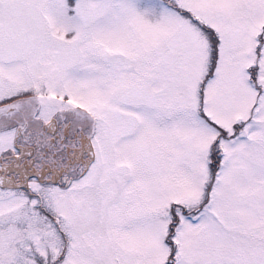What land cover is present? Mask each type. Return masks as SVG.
<instances>
[{"label": "snow or ice", "instance_id": "1", "mask_svg": "<svg viewBox=\"0 0 264 264\" xmlns=\"http://www.w3.org/2000/svg\"><path fill=\"white\" fill-rule=\"evenodd\" d=\"M0 264H264V0H0Z\"/></svg>", "mask_w": 264, "mask_h": 264}]
</instances>
